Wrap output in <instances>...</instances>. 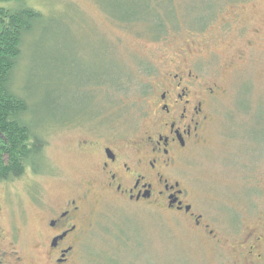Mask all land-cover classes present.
Wrapping results in <instances>:
<instances>
[{
    "label": "rangeland",
    "instance_id": "1",
    "mask_svg": "<svg viewBox=\"0 0 264 264\" xmlns=\"http://www.w3.org/2000/svg\"><path fill=\"white\" fill-rule=\"evenodd\" d=\"M24 6L44 23L26 40L13 88L29 103L45 147L39 173L0 181V221L16 233L18 251L38 259L41 209L34 196L60 203L88 186L93 162L81 143L94 136L138 139L150 124L156 82L181 69L199 76L194 87L200 80L220 88L204 144L175 169L193 214L208 228L197 229L163 201L128 204L98 191L82 252L92 256L88 264H260L239 250L264 219V0Z\"/></svg>",
    "mask_w": 264,
    "mask_h": 264
},
{
    "label": "flooded vegetation",
    "instance_id": "2",
    "mask_svg": "<svg viewBox=\"0 0 264 264\" xmlns=\"http://www.w3.org/2000/svg\"><path fill=\"white\" fill-rule=\"evenodd\" d=\"M162 78L155 84L150 124L142 136L130 141L94 136L81 143L80 149L89 152L93 162L92 178L83 191L60 203L47 202L40 193L33 197L41 209L36 261H28L18 251L16 233L0 221V264L90 263L92 256L82 250L92 230V204L98 191L113 193L128 204L163 201L169 211L186 214L197 229L206 231L208 226L193 214L186 200L189 191L182 188L175 169L187 152L204 144L212 123L210 105L220 88H209L200 80L194 87L199 76L181 69ZM239 255L264 264V219L243 241Z\"/></svg>",
    "mask_w": 264,
    "mask_h": 264
},
{
    "label": "trees",
    "instance_id": "3",
    "mask_svg": "<svg viewBox=\"0 0 264 264\" xmlns=\"http://www.w3.org/2000/svg\"><path fill=\"white\" fill-rule=\"evenodd\" d=\"M24 2L0 0V181L6 182L22 178L28 170L39 173L44 167L45 142L34 131L29 103L13 88L26 40L33 39L44 23V16ZM119 10L123 14L125 7Z\"/></svg>",
    "mask_w": 264,
    "mask_h": 264
}]
</instances>
